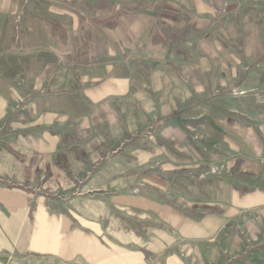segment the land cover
I'll return each mask as SVG.
<instances>
[{"label":"crops","instance_id":"0c3cea01","mask_svg":"<svg viewBox=\"0 0 264 264\" xmlns=\"http://www.w3.org/2000/svg\"><path fill=\"white\" fill-rule=\"evenodd\" d=\"M263 221L264 0H0V264H264Z\"/></svg>","mask_w":264,"mask_h":264},{"label":"rangeland","instance_id":"374dc122","mask_svg":"<svg viewBox=\"0 0 264 264\" xmlns=\"http://www.w3.org/2000/svg\"><path fill=\"white\" fill-rule=\"evenodd\" d=\"M237 235L241 238L240 241L245 244V253H244V260L249 261L251 259H261L262 254L260 249L257 250L259 255L257 257L253 258V255L251 254L252 251H254L258 246H262L264 244V221L262 226L257 232H247V230H242L241 228L237 230ZM258 244V245H257ZM220 253L223 250V247L221 246V240L218 241ZM262 248V247H261ZM226 249V247H225ZM220 258L224 260L225 264H233L234 259L230 258L228 255V252L223 253L222 257L220 255ZM196 264H211L208 257H199V259L196 260ZM8 264H112L109 262H97L94 260H71V261H61L57 260L56 258L51 257H37V258H31V259H12ZM147 264H174L172 260H168L167 262L163 259L157 260L154 256H150V260Z\"/></svg>","mask_w":264,"mask_h":264}]
</instances>
